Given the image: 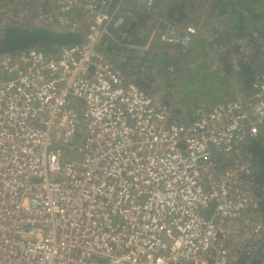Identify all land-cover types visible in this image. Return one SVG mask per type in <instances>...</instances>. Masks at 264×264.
Here are the masks:
<instances>
[{
    "label": "built area",
    "instance_id": "built-area-1",
    "mask_svg": "<svg viewBox=\"0 0 264 264\" xmlns=\"http://www.w3.org/2000/svg\"><path fill=\"white\" fill-rule=\"evenodd\" d=\"M129 1L42 0L55 13L35 19L78 33L83 18L82 40L0 54V264H231L235 222L259 214L239 158L264 129V71L247 97L175 120L99 50ZM198 34L156 35L185 49Z\"/></svg>",
    "mask_w": 264,
    "mask_h": 264
},
{
    "label": "rangeland",
    "instance_id": "rangeland-1",
    "mask_svg": "<svg viewBox=\"0 0 264 264\" xmlns=\"http://www.w3.org/2000/svg\"><path fill=\"white\" fill-rule=\"evenodd\" d=\"M183 1L185 4L181 12L173 9L171 18L168 12L180 0L177 3L176 0H159V3H155V7L164 12L163 17L158 13L155 15L154 10L151 12L145 9L140 0L135 8L127 5L124 9L125 23L118 29H113L103 39L99 50L122 73L128 67L132 72L128 77L138 85L142 81L145 88L139 86L156 103H167L175 120L187 122L193 117L196 108L206 109L218 102L247 97L252 82L245 87L237 77L236 66L239 61L251 64L255 59L252 57L251 42L245 38L239 39L238 33L230 31L233 16L232 12L228 14L230 8L225 10V4L211 0ZM245 1L246 5L251 4V0ZM142 7L146 15H142ZM240 8L241 3L238 1L233 10ZM38 9L47 14L55 13L53 5L42 3V0H0V36L8 27L43 28L63 33L62 29L58 31L54 27V22L48 27L39 23L35 19ZM182 24H192L198 28L199 34L194 43L185 49L157 47L160 45L156 35L159 31L165 30L168 25ZM251 26L250 21L243 19L246 30H250ZM85 31L86 23L82 18L78 28L82 38ZM226 46H230L232 50H226ZM34 47L52 52L57 46L44 44ZM225 59L232 65L230 73L224 70ZM259 63L260 69L255 71L256 74L264 68V61L261 60H256L253 67L256 68ZM260 139L264 146V129L260 132ZM245 158L253 164V158L244 149L239 159L245 161ZM256 167L259 171V165ZM255 195L258 200V196L264 195L261 185H256ZM254 222L264 226V216L258 212L245 213L241 220L235 222V242H228V248L232 252L231 264H264V234L255 235L252 232ZM240 247L251 248L253 255H241L238 251Z\"/></svg>",
    "mask_w": 264,
    "mask_h": 264
},
{
    "label": "trees",
    "instance_id": "trees-1",
    "mask_svg": "<svg viewBox=\"0 0 264 264\" xmlns=\"http://www.w3.org/2000/svg\"><path fill=\"white\" fill-rule=\"evenodd\" d=\"M238 1L241 3V8L233 10L234 5L238 3ZM211 2L225 4V10L230 8L228 14L230 12L233 14L232 20H230L231 33L236 32L238 33L237 37L239 39L245 38L251 42L250 48L253 52L252 57L255 60H253L251 64H247L243 61L237 63V77L239 81L247 87L254 80V76L264 71L263 68L262 71L256 74L255 71L260 69V63L256 68L253 67V63H255L256 60H261V62L264 61V0H251L250 5H246L245 0H211ZM243 19L251 22L252 28L250 30H246V28L243 27ZM257 25H259V27ZM81 39L82 36L79 33H58L43 28L26 29L8 27L0 36V54H12L44 44L69 46L79 43ZM224 63V70L226 73H230L232 65L226 59ZM140 86L145 88L144 85ZM245 150L253 158L254 165H259V171L257 169L258 173H256V183L258 186L261 185L262 188H264V146L261 143L260 134L256 139L246 144ZM258 197L259 213L264 216V195ZM252 264L259 263L255 262Z\"/></svg>",
    "mask_w": 264,
    "mask_h": 264
},
{
    "label": "crops",
    "instance_id": "crops-1",
    "mask_svg": "<svg viewBox=\"0 0 264 264\" xmlns=\"http://www.w3.org/2000/svg\"><path fill=\"white\" fill-rule=\"evenodd\" d=\"M141 1V4H142V2H143V0H140ZM204 1V0H203ZM138 2V0H135L134 2H133V0H130L129 2H128V4L127 5H131V7L132 8H135L134 6H136V5H138V4H140V3H137ZM178 2V0H176V2L175 3H177ZM185 1H183V0H180V3L179 4H175L174 6H172L171 7V10H173V9H177V10H179L180 12H181V10H182V6L185 4L184 3ZM133 3V4H132ZM156 3H159V0H156ZM126 5V6H127ZM143 5V4H142ZM144 7V6H143ZM143 7H142V15H146V14H144V9H143ZM155 7V6H154ZM173 8V9H172ZM170 12V13H169ZM168 12V16L171 18L172 17V15H171V11H169ZM140 13V12H139ZM138 13V14H139ZM159 14V16L160 17H163L164 16V12L163 11H161V10H158L157 8H156V11L154 12V14L156 15V14ZM148 15V14H147ZM183 25V24H182ZM157 47H159V48H167L168 46H164V45H159V46H157ZM168 48H170V47H168ZM231 47L230 46H226L225 47V49L226 50H228V49H230ZM179 49V48H178ZM231 50H232V48H231ZM133 67V66H132ZM237 67V66H236ZM134 68V67H133ZM132 72L131 71H129L128 70V67L126 68V72H123V74H124V76H125V78L127 79V80H130V81H132V82H135V80H132L131 78H129L128 76H129V74H131ZM142 81H140V82H138L139 83V85H143L142 83H141ZM136 83V82H135ZM136 85H138L137 83H136ZM138 85V86H139ZM140 87V86H139ZM202 99H204V98H202ZM202 102H203V100H202ZM164 104H167V103H164ZM168 105V104H167ZM196 109H198V108H196ZM195 109V110H196Z\"/></svg>",
    "mask_w": 264,
    "mask_h": 264
}]
</instances>
